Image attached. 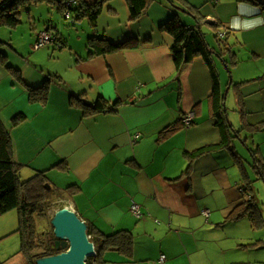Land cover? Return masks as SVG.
<instances>
[{
	"label": "crops",
	"instance_id": "obj_1",
	"mask_svg": "<svg viewBox=\"0 0 264 264\" xmlns=\"http://www.w3.org/2000/svg\"><path fill=\"white\" fill-rule=\"evenodd\" d=\"M84 1L102 2L95 26L86 16L67 18L57 5L41 2L27 12L34 52L25 57L4 50L9 60L0 64V115L22 178L46 172L55 202L76 211L89 228L132 234L130 246L103 251L101 264H264V221L254 225L249 213L233 216L246 195L243 186L250 183L255 194V181L264 180L255 163L256 156L264 158V6L181 0L176 7L155 0L133 20L127 0ZM45 3L76 24L80 45L63 35L58 19L43 11ZM172 8L205 33L232 127L228 142L212 114L210 64L197 56L177 71L175 40L163 28ZM42 32L58 34L61 42L36 48ZM218 33L233 45L232 56L220 50ZM96 34L137 45L89 57V38ZM47 80V102H30V88ZM73 95L92 103L103 98L115 110L86 113L71 102ZM191 112L187 126L181 120ZM204 148L211 149L199 152ZM134 203L140 216L131 211Z\"/></svg>",
	"mask_w": 264,
	"mask_h": 264
},
{
	"label": "trees",
	"instance_id": "obj_2",
	"mask_svg": "<svg viewBox=\"0 0 264 264\" xmlns=\"http://www.w3.org/2000/svg\"><path fill=\"white\" fill-rule=\"evenodd\" d=\"M69 1L74 0H0V27L17 28L23 22V9L27 8V12H29L34 4H39L41 2L57 5L61 11L68 10L69 17L67 18H70L71 15L78 19L86 16L93 26L96 25L101 12V1L95 2L94 6L91 4L88 5L84 0H76L78 1L77 4L71 2V4L68 5L67 2ZM150 1L155 0H127L133 20L139 18L144 13ZM168 1L172 6L178 7V5H181L179 3L181 0ZM247 1H253L254 3L264 6V0ZM172 9L173 11L175 10L174 8ZM174 13V16L163 24V28L167 30L175 40L172 52L175 56L177 71H181L185 65L189 64L197 56H203L208 64H210L212 72L214 73V86L210 96L212 114L216 118L217 124L223 130L224 142H228V140L231 139L230 131L232 132V127L225 116L223 92L221 90L216 67L211 57L210 48L207 45L205 33L199 29V27L185 24L179 18L177 12L174 11ZM192 13L200 20L197 14L193 11ZM217 37L219 42H222L220 50L232 56L234 54L232 52L233 45H230L226 40H223V38H219V33ZM58 41L61 42L57 34L55 43ZM135 45L137 44L133 41L110 43L103 36L97 34L92 35L89 38V57L105 55L108 52L130 46L133 47ZM7 47H12L9 41L0 39L1 65H5L8 61V55L4 51ZM232 61L234 63L237 59H233ZM7 68L10 71L12 70L14 76L17 75V79H22V75L19 73L20 70L10 65ZM49 86L50 83L49 80H47L40 88H30V102L45 104L48 99ZM71 102L83 108L86 113L115 110V104L109 105L103 98L92 103L82 99L80 95H73ZM20 118H24V116ZM183 120L184 118L181 120L184 123ZM210 149L211 148H204L199 152ZM255 163H258V167L264 176V158L256 156ZM45 173L46 172L38 171L29 179L22 178L20 166L15 161L10 130L6 127L0 115V215L17 209L20 222L18 231L22 236V245L19 253L23 255L25 264H37L39 258L60 252L59 250H52L51 248L54 234L48 236L46 231L40 234L37 230V216L46 217L49 201L56 200L55 196L46 187L47 178ZM243 190L246 192V195L244 199L236 205L233 216L237 218L245 213H249L252 223H254V225H260L264 220L258 212L256 215L254 211V208H256L254 188L249 183L243 186ZM88 234L96 245V254L88 258V264H101L102 252L106 249L115 247L124 249L132 244V234L126 230L106 235L101 231H94L92 228L88 227Z\"/></svg>",
	"mask_w": 264,
	"mask_h": 264
},
{
	"label": "rangeland",
	"instance_id": "obj_3",
	"mask_svg": "<svg viewBox=\"0 0 264 264\" xmlns=\"http://www.w3.org/2000/svg\"><path fill=\"white\" fill-rule=\"evenodd\" d=\"M44 6L45 7L42 8L44 12H47V14L52 13V15H54V17L58 19L60 31L63 33V35L65 37H70L71 42L78 43L80 45V41L78 40V36L74 27V25L76 24L71 19H64L60 14L53 12V10L48 7V4L45 3ZM22 14L23 22L17 28L12 29L10 27H0V39L9 41V43L12 45V47H9L11 53L15 54L16 56L25 55V57H27L34 52L32 50L33 47L31 48V46L29 45V38L32 31L31 25L33 22H29L27 8L23 9ZM81 31L82 29L80 30V33ZM216 43L219 45V42ZM224 80H228V82L230 81V74L225 65L223 67V81ZM230 107L231 113L236 114L234 107ZM239 148H241V146H239ZM254 186L256 187L255 196L261 203V206L264 210V180H256ZM58 201H49L46 217L37 216L36 223L38 233L41 234L46 231L48 236L54 234L53 226L51 224V218L54 215L55 210L63 207L62 204H64V202L60 203ZM0 223L3 225L2 227H0V231L5 232L7 235L4 238H0V264H20L21 262L24 263V257H22V254H19L22 245V236L18 231L20 222L17 209L1 214ZM1 235L2 234H0V237Z\"/></svg>",
	"mask_w": 264,
	"mask_h": 264
},
{
	"label": "water",
	"instance_id": "obj_4",
	"mask_svg": "<svg viewBox=\"0 0 264 264\" xmlns=\"http://www.w3.org/2000/svg\"><path fill=\"white\" fill-rule=\"evenodd\" d=\"M51 224L56 238L51 248L60 252L39 258L37 264H88V258L96 254V247L88 235L87 222L76 211L63 206L55 211Z\"/></svg>",
	"mask_w": 264,
	"mask_h": 264
},
{
	"label": "built area",
	"instance_id": "obj_5",
	"mask_svg": "<svg viewBox=\"0 0 264 264\" xmlns=\"http://www.w3.org/2000/svg\"><path fill=\"white\" fill-rule=\"evenodd\" d=\"M71 2L73 4H77L78 3V1L74 0V1L67 2V4L69 5V4H71ZM66 14H67V17H69L68 10H66ZM55 38H56V36L55 35H52L51 33L42 32L37 37V40H36V43H35V47L36 48H39V47H41L43 45L49 44ZM193 119H194V114L191 112V113H188L187 116L184 117V120L183 121H184L185 125L190 126L192 124V122H193ZM131 211L136 216H140V214H141L140 206L138 204H136V203H134L131 206ZM164 258H165V256H162V260H164Z\"/></svg>",
	"mask_w": 264,
	"mask_h": 264
},
{
	"label": "flooded vegetation",
	"instance_id": "obj_6",
	"mask_svg": "<svg viewBox=\"0 0 264 264\" xmlns=\"http://www.w3.org/2000/svg\"><path fill=\"white\" fill-rule=\"evenodd\" d=\"M55 239H56V238H55V236H54V237L52 238V241L55 240Z\"/></svg>",
	"mask_w": 264,
	"mask_h": 264
}]
</instances>
